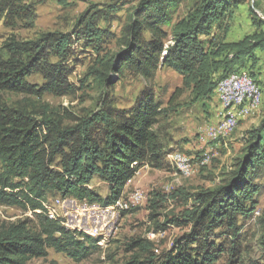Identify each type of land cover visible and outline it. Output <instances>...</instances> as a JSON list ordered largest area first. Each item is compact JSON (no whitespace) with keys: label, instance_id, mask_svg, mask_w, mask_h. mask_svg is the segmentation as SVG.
Instances as JSON below:
<instances>
[{"label":"rangeland","instance_id":"374dc122","mask_svg":"<svg viewBox=\"0 0 264 264\" xmlns=\"http://www.w3.org/2000/svg\"><path fill=\"white\" fill-rule=\"evenodd\" d=\"M142 1L1 2L0 60L12 56L8 44L14 42L19 46L18 52L23 51L21 55L26 63L37 59L35 69L26 78L32 92H1L6 104L26 110L42 124L50 122V126L59 129L77 128L90 132L101 145L109 128L103 120L107 119L108 113L117 115L130 111L146 93L152 94L162 109L155 126L161 143L162 166L147 163L138 169L125 186L120 209L64 196L60 192H50L46 196L44 205L48 212L53 211L56 219L71 229L92 232L89 214L90 219H102L104 215L114 213L108 217L106 228H98L100 247L81 260L49 248L46 258L36 257L27 264H122L134 255H162L173 247L176 238L191 230V224L187 222L169 221L195 209L197 193L227 183L253 141V133L249 131L264 122V51L261 50L257 51V60L246 65L262 93L259 108L253 117L242 119L228 136L215 140H204V137L206 129L215 125L223 114L217 88L207 96L198 95L189 76L175 66L163 63L162 59L153 74L145 75L137 66L130 65L121 72H109V80H103L100 72L104 70V63L115 59L133 39L127 28L136 18L135 10ZM226 1L229 10L216 30L201 35L202 39H211L208 47L214 51L223 43L240 40L264 29L259 25L261 18L264 19V0ZM200 2L177 0L171 6L172 21L161 26L167 33L166 50L174 45L177 24L188 19ZM152 38L148 29L141 28L139 39L145 47ZM64 40L68 42L63 51ZM229 51L225 50L221 58ZM215 67L216 63L208 66L206 72L213 80L221 74ZM262 130L264 136V128ZM44 132H48L46 127ZM45 147L52 160L51 166L61 168L70 148L57 149L48 143ZM177 151L191 158L194 172L190 176L182 174L173 159ZM87 183L103 196L109 193V184L101 174L90 175ZM254 183V211L238 216L235 231L225 224L215 227L208 246L209 264H264V164ZM84 206L88 214L79 213ZM33 217L30 209L0 205V218L4 221ZM137 238L146 241L145 248L129 245ZM196 246L194 243L193 247Z\"/></svg>","mask_w":264,"mask_h":264},{"label":"trees","instance_id":"16d2710c","mask_svg":"<svg viewBox=\"0 0 264 264\" xmlns=\"http://www.w3.org/2000/svg\"><path fill=\"white\" fill-rule=\"evenodd\" d=\"M176 1L141 2L135 10L136 18L127 28L133 39L127 42V49L116 54L115 59L104 63V70L100 72L103 80H109V72H121L130 65L137 66L145 75L153 74L162 59L163 63H169L188 75L191 83H195L198 95L207 96L230 74L242 70L250 74L246 65L257 60L258 50H264L263 28L239 41L223 43L215 51L208 47L210 38H201L202 34L216 30L224 19L229 10L226 0H201L189 18L177 24L174 45L166 50L167 33L161 26L171 23L169 10ZM259 25L264 26L263 18ZM143 27L153 36L146 47L139 39ZM67 42L63 41V51ZM14 44H8L12 56L0 60V93H30L33 88L26 78L35 69L37 59L26 63L21 55L23 51L18 52L19 46ZM225 50L230 51L221 58ZM164 51H167L165 55L162 54ZM215 63V71L221 70L217 80L206 75L208 66ZM161 112L160 103L152 94L146 93L130 111L117 115L108 113L107 119L103 120L109 128L101 145L90 132L77 128L59 129L45 121L44 125L26 110L6 104L0 95V205L30 209L34 215L33 218L9 222L0 218V264H27L36 257L46 258L49 248L76 260L96 251L100 247V238L82 229H71L62 220L51 218L47 205H44L46 196L50 192H60L106 207L114 205L142 165L162 166L161 143L155 129ZM44 127L48 129L47 133ZM262 128L264 122L249 131L253 133V141L227 183L197 193L194 196L196 208L169 221L191 224L190 232L176 238L173 247L160 256L134 255L122 264H209L208 246L215 227L225 224L235 231L238 216L254 211V178L264 164ZM206 139H209L207 134ZM45 143L59 149L70 148L61 168L51 166ZM95 173L101 174L109 184L106 196L87 183L88 177ZM145 242L137 238L129 245L145 248ZM194 243H197L195 248Z\"/></svg>","mask_w":264,"mask_h":264},{"label":"bare ground","instance_id":"6f19581e","mask_svg":"<svg viewBox=\"0 0 264 264\" xmlns=\"http://www.w3.org/2000/svg\"><path fill=\"white\" fill-rule=\"evenodd\" d=\"M243 81L248 82V87H241L240 83H243ZM217 93L221 100L223 114L220 115V119L216 125L207 128L206 134L211 140L217 139L220 136H228L232 133L242 119L252 115L259 108L262 98L259 84L255 82L246 70L232 73L224 78L217 87ZM227 124L229 125V129H227ZM173 159L185 176H190L194 172L192 160L185 153L180 151L174 152ZM120 200L109 208L120 209L122 204ZM126 206L128 207L127 203ZM50 216L56 218L53 211L50 212ZM88 233L95 237L100 235L98 228Z\"/></svg>","mask_w":264,"mask_h":264},{"label":"built area","instance_id":"2783aa9c","mask_svg":"<svg viewBox=\"0 0 264 264\" xmlns=\"http://www.w3.org/2000/svg\"><path fill=\"white\" fill-rule=\"evenodd\" d=\"M240 85H241V87H248V82L243 81V83H240ZM227 129H229L228 124H227ZM79 213H87L88 214V212H85V206H84V210H80ZM111 214H114V213H108V215H104L102 219H90V214H89L90 228L91 229L106 228L107 219Z\"/></svg>","mask_w":264,"mask_h":264},{"label":"crops","instance_id":"0c3cea01","mask_svg":"<svg viewBox=\"0 0 264 264\" xmlns=\"http://www.w3.org/2000/svg\"><path fill=\"white\" fill-rule=\"evenodd\" d=\"M242 39H243V38H242ZM240 40H241V39H240ZM236 41H239V40H236ZM232 42H235V41H232ZM262 51H264V50H261V52H262ZM253 116H254V115H252L251 117H253ZM249 118H250V117H249ZM247 119H248V118H247ZM244 120H246V119H244ZM244 120H243V121H244Z\"/></svg>","mask_w":264,"mask_h":264}]
</instances>
